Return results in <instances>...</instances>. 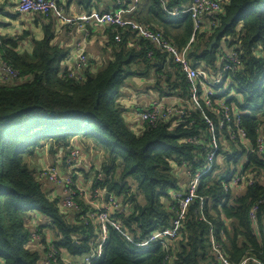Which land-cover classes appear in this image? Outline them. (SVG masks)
Returning a JSON list of instances; mask_svg holds the SVG:
<instances>
[{
	"label": "trees",
	"instance_id": "1",
	"mask_svg": "<svg viewBox=\"0 0 264 264\" xmlns=\"http://www.w3.org/2000/svg\"><path fill=\"white\" fill-rule=\"evenodd\" d=\"M101 1L78 2L90 10ZM188 3L189 0H165L164 5L162 0H152L150 17L142 20L152 29L163 30L183 48L193 34V19L189 13L175 15L171 11ZM1 11L0 8V14ZM215 16L217 26L210 30L213 32L199 35L191 51L193 59L217 71L222 50L234 48L242 63L235 71L226 72L230 87L220 97H224L223 103L212 98L217 112L204 100L200 102L222 139L215 167L203 177L200 188L201 193L211 196L206 205L207 221L200 220V204L196 200L179 236L165 238L167 247L158 243L149 249L136 242L171 226L176 214L172 192L182 190L184 168L196 170L204 166L211 148V125L200 110L190 107L191 84L187 75L179 64L167 60L154 43L132 28L108 27L109 43L104 51L109 49L110 56L105 66L94 72L93 61H89L84 75L75 76L68 68L62 69L69 52L54 43L52 23L43 38H34L31 51L20 52L17 40L2 33L5 25L0 22V61L19 73L18 80L1 75L0 81L3 264H42L48 247L44 254L31 249L33 237L27 226L30 212L47 220L40 229L53 232L56 250L65 248L72 254L90 250L95 230L90 213L96 207L77 193L80 209H64L62 196L46 192L36 176V167L29 162L33 156L39 160L44 153L59 151L66 152L65 160L69 151L76 148L77 140H91L96 149L103 150L106 160L99 172L104 177H95L94 188H106L125 207V211L115 208L111 213L122 231L109 226L104 256L96 264H213L215 258L207 238L212 226L233 261L245 256L264 260V157L254 150L264 127V56L260 54L264 47V0H229ZM214 38L217 42L210 48ZM133 75L153 78L154 94L160 97H181L185 115L145 122V127L136 131L117 102L125 81ZM222 106L229 107L231 116L240 119L245 138L234 121L226 120L220 127L221 119H225V112L219 109ZM232 134L236 137L232 138ZM188 138H196L197 142H188ZM234 148L240 154L248 152L243 172L255 173L257 177L253 185L235 194L226 193L217 179L218 170H223L225 160L232 158L230 151ZM177 169H181L179 174ZM254 204H259L256 222L250 219ZM54 259L51 264H64L59 256Z\"/></svg>",
	"mask_w": 264,
	"mask_h": 264
},
{
	"label": "built area",
	"instance_id": "2",
	"mask_svg": "<svg viewBox=\"0 0 264 264\" xmlns=\"http://www.w3.org/2000/svg\"><path fill=\"white\" fill-rule=\"evenodd\" d=\"M228 1L229 0H189L188 4L183 7L175 8L171 11L175 15L189 13L193 19V34L189 42L183 48L179 47L171 40V38L166 36L163 30L152 29L143 22L125 18L124 11L122 9L102 11L94 10L91 14L84 18L89 22H94L97 26L113 27L116 30L130 27L139 35L154 43V45L158 47L163 54H165L167 60H172L173 62L179 64L191 84V109L200 110L204 119L206 118L211 125V134H209L211 137V148L204 160V166L198 167L196 170H193V167L184 168V174H187L189 181L184 182L182 190L180 189L172 192V199L175 203L176 214L172 220L171 226H167L161 230L153 232L145 240L136 242L137 246L144 249H149L153 244L158 243L167 247L168 244L165 238L176 239L180 234L181 226L187 216L191 204L196 200H199L200 204V220L207 221L206 205L210 201L211 196L206 193H201L200 188L203 177L211 173L215 167V161L222 139L218 136L213 121L205 116V112L202 110L200 102L201 100H204L208 107L213 104L212 98H215L216 102H219L220 104L223 103L222 101L224 97H220L224 96L227 88L230 87V77L226 74V72L235 71L241 65L242 59L240 53L234 48H231L230 50L223 49L220 53V68L217 71H213L210 68H207L204 63L194 60L191 55V51L193 50L194 45L198 42L200 34L213 32L210 30L215 28L218 24L216 19L217 16L215 15L220 14L224 10V6ZM15 2L18 12L22 15L41 14L48 17L58 10V0H15ZM162 3L165 5V0H162ZM77 57L79 58L81 67L84 70L85 68H88L90 60L87 55L82 51L78 53ZM1 63V74L4 78L18 80L19 73L14 71L3 61H1ZM74 75L77 76L76 74ZM184 108V100L181 97L173 96L169 98L160 97L154 94V99L152 100L150 106L142 111L140 116L143 122L155 123L161 118L169 119L170 117L184 116L186 113ZM212 109L217 112L213 106ZM219 109L225 112V119H221L220 127L225 125L226 120L231 122L234 121L239 127V133L245 138L246 133L240 127V119L236 116H231L229 107L222 106ZM261 131L262 133L256 143L257 148L255 147L254 150L256 149L255 151L262 154L264 157V127ZM235 137L236 135L232 134V138ZM187 141L197 142V139L188 138ZM241 155L244 157V162L239 166V171H237L235 163L233 170L230 173L220 174L221 170H218L217 172L219 173L217 179L221 182V185L226 193L233 191V194H235L244 191L245 188L253 185L257 181L255 173L243 172V164L246 160H248V152ZM64 163L68 167V173L62 172L61 168L55 165L51 166V168L48 167L43 169L40 176H45L44 178L48 179L52 183L63 185L61 202L64 209L79 210L80 207L76 202L78 192L76 190L77 180L75 175L77 168L80 167L82 163V151L79 148L72 149L67 158H65ZM71 170H75L73 174ZM63 174L64 177H62ZM103 177L104 175L98 171L97 178L102 180ZM61 179H63V181ZM78 190L79 194L87 199L85 190L81 187H78ZM107 193H109L108 199H106ZM93 196L99 199H106L107 202L105 207H96V211L90 213L91 219L95 221L98 226L97 235L92 237L91 240L90 251L84 254L81 261L64 260L59 254L61 253V250H56L54 244H50L45 258L41 261L42 264H51V259H54L56 256H59L64 264H96L101 260L104 256L105 247L109 238V226L111 225L122 231L120 225L112 218L111 209L115 210V208H120L121 211H125V207L121 206L118 197L114 193L107 191L106 188L97 187ZM262 201L264 202V199ZM258 210L259 204H254L250 210V219L254 222L257 221ZM223 233L224 232L221 231V235H223ZM123 234L128 240L133 241L128 234ZM207 238L210 243V253L215 258L213 264H264V260L254 256H245L238 262L233 261L228 256L226 250H224L222 242L220 241V235L216 233L213 226L210 228ZM166 257L174 256L167 255Z\"/></svg>",
	"mask_w": 264,
	"mask_h": 264
},
{
	"label": "crops",
	"instance_id": "3",
	"mask_svg": "<svg viewBox=\"0 0 264 264\" xmlns=\"http://www.w3.org/2000/svg\"><path fill=\"white\" fill-rule=\"evenodd\" d=\"M79 0H58V10L52 13L50 16L46 17L41 14H28L22 15L18 12L15 0H0V8L2 9L0 14V22L5 26L2 27L1 31L4 35L17 40V49L20 52L31 51L32 41L34 38H43L45 30L48 25L53 24V29L55 30L56 38L54 43L67 49L69 54L68 57L62 62V69H69L77 76L84 75V69L81 67L79 58L77 57L79 52H84L90 61H93L92 71L97 72L103 68L110 56V50L106 48L107 43H109V32L108 27H101L94 24L92 21H87L84 18L91 14L94 10H116L122 9L124 11V16L127 19L140 21L145 23L142 19L149 18L150 16V4L152 0H102L96 6H93L90 10L84 9L79 2ZM140 19V20H139ZM158 25V21H156ZM146 24V23H145ZM163 29V28H162ZM161 30V29H158ZM264 47H261L260 54H264ZM105 61V64L103 63ZM1 62V61H0ZM0 68V81L1 77ZM154 82L153 78H145L139 75L130 76L124 83L122 93L117 97V102L120 103L121 108L124 111V116L128 123H130L136 131L142 130L145 127V122L142 121L140 114L142 111L147 109L152 100L154 99ZM79 141V140H77ZM90 142V148L85 150L78 146L79 142L76 143V148H79L82 152V161L86 168H81L85 176H80L83 173L81 169L77 172V192L79 194L78 187H81L86 192V197L84 202L92 204L94 207L103 208L106 206V199H99L93 196L96 188L95 177L97 172L101 168L104 161L103 158L98 160L100 153L96 152L95 144L91 140H84ZM103 151V150H102ZM64 151L58 152L52 155V160L59 162L60 158H64ZM43 154L40 159L39 166L36 167L37 171L42 168L48 167V160ZM91 159L93 163H89L86 160ZM106 160V159H105ZM87 162V163H86ZM88 164L87 165H85ZM59 166L58 164H55ZM52 165V166H55ZM60 167V166H59ZM66 168V164H62V169ZM95 170V171H94ZM184 177L185 174L183 173ZM80 177V178H79ZM79 178V179H78ZM63 185L60 188L46 187L45 190L48 194H53V196H62ZM80 195V194H79ZM114 212L111 209V213ZM27 226L32 232V244L31 249L40 251L42 254L45 253V247L53 244V232L49 229H40V226L45 225L47 220L37 212H30L27 217ZM95 227L94 234L92 237L97 235L98 226L95 221H93ZM40 231H44V235ZM39 236V237H38ZM85 235L83 238H86ZM46 238V242H44ZM92 240V238H91ZM90 240V242H91ZM77 243V241H75ZM91 249V243H90ZM90 251V250H89ZM83 252L81 254H72L67 249L62 248L61 257L65 260H78L81 261L84 257ZM47 253V252H46ZM0 264L3 262L0 260Z\"/></svg>",
	"mask_w": 264,
	"mask_h": 264
},
{
	"label": "rangeland",
	"instance_id": "4",
	"mask_svg": "<svg viewBox=\"0 0 264 264\" xmlns=\"http://www.w3.org/2000/svg\"><path fill=\"white\" fill-rule=\"evenodd\" d=\"M103 63L105 64V61L103 60ZM0 68H1V70H2V63L0 62ZM76 142H79V144H77L78 146H81V149H83L84 150V152L86 153V151L85 150H87V149H89L90 148V142L89 141H84V140H79V141H76ZM70 152L71 151H69V153L68 154H70ZM83 152V151H82ZM96 152H99L100 154V157L99 158H97L98 160H100L101 158H103L104 159V161H105V159H106V157H105V154L103 153V151L102 150H96ZM63 154L64 155H66V152L64 151L63 152ZM87 154V153H86ZM52 155L53 154H51V153H49V155H45V157H46V159L48 160V164H49V166L48 167H50L51 168V166L52 165H55V164H58L59 166H60V168H61V170H62V172H64V173H68V171L69 170H67L68 169V167H64V170L62 169V164H63V160H64V158H60V161L59 162H57V161H54V159L52 160ZM230 155H231V159H226L225 160V164H224V167H223V170H221V172H220V174H227V173H230L231 172V169L233 170V167H234V162L235 161H237V163L235 164V167H236V169H237V171H239V166L244 162V157L240 154V153H238L237 152V150H236V148H234V149H232L231 151H230ZM38 156H33V157H31L30 159H29V162H30V164H31V166H34V167H38L39 166V163H40V159L42 158H44V157H41L40 156V158H39V160H38V158H37ZM87 162H89V163H93V160H91V159H87L86 160ZM103 161V162H104ZM86 162V163H87ZM85 163V165H87L88 166V164H86ZM48 167H45V168H48ZM86 168L85 166H84V163H83V161H82V163H81V166L80 167H78L77 168V170H76V175H75V177H78L79 175L80 176H85V174H84V172H86V170H89L88 168H86V170L85 171H83L81 168ZM45 168H42V170L43 169H45ZM41 169V168H40ZM38 170L37 171V169H36V176H37V178H38V180H40L42 183H43V185H44V188H46V187H57V188H60V186H62L61 184H56V183H52V182H50L48 179H46V178H44L45 176H43V177H41L40 176V173H41V171L42 170ZM79 169H81V171L83 172V173H81V174H79V175H77V172H79ZM178 170V174L181 172V169H177ZM74 171L75 170H71V172H72V174L74 173ZM95 171V170H94ZM182 176H183V173L181 174ZM185 176H186V178H184L182 181H184V182H187V181H189V177L187 176V174L185 173ZM62 177H64V174L62 175ZM80 178V177H79ZM78 178V179H79ZM62 181H63V179H61ZM184 182H183V184H184ZM62 192H63V189H62Z\"/></svg>",
	"mask_w": 264,
	"mask_h": 264
},
{
	"label": "water",
	"instance_id": "5",
	"mask_svg": "<svg viewBox=\"0 0 264 264\" xmlns=\"http://www.w3.org/2000/svg\"><path fill=\"white\" fill-rule=\"evenodd\" d=\"M216 42H217V38H214V40H213V42H212L210 48H212L213 45H214ZM108 197H109V193L106 194V198H107V199H108ZM75 244H76V243H75Z\"/></svg>",
	"mask_w": 264,
	"mask_h": 264
}]
</instances>
